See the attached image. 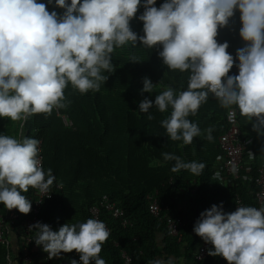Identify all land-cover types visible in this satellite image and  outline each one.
I'll list each match as a JSON object with an SVG mask.
<instances>
[{"label": "clouds", "instance_id": "obj_1", "mask_svg": "<svg viewBox=\"0 0 264 264\" xmlns=\"http://www.w3.org/2000/svg\"><path fill=\"white\" fill-rule=\"evenodd\" d=\"M237 11L238 34L245 43L234 56L229 42L218 37L221 29L234 30ZM133 19L142 22V35L132 30ZM129 44L156 50L168 70L188 73L186 89L165 85L154 101L145 96L139 102L148 120L155 119L153 107L160 113L171 109L160 125L169 139L182 142L179 147L196 137L214 140V127L202 131L190 119L210 95L230 115L238 111L264 137V0H162L159 6L157 0H0V118L19 129V135L0 134V203L5 209L29 214L32 201L25 194L30 189L50 197L52 186L63 187L52 168L45 170L41 141L25 134V123L34 115L47 118L67 109L72 103L66 95L69 86L81 95L99 92L116 70V49ZM142 60L135 54L128 59ZM234 65L238 74H230ZM155 85L144 77L141 94L153 93ZM162 156L163 162L174 161L173 173L187 170L200 176L206 167L174 152ZM237 170L233 165V174ZM214 176L221 179L219 171ZM29 230H36L35 244L47 259L75 250L82 264H107L100 253L111 233L98 218L65 222L57 230L37 221ZM193 231L212 246L210 256H221L228 264H264V204L237 205L228 212L223 201L214 203L200 212ZM147 264L178 260L169 256Z\"/></svg>", "mask_w": 264, "mask_h": 264}, {"label": "trees", "instance_id": "obj_2", "mask_svg": "<svg viewBox=\"0 0 264 264\" xmlns=\"http://www.w3.org/2000/svg\"><path fill=\"white\" fill-rule=\"evenodd\" d=\"M160 3L162 0H157V6ZM142 12L141 7L137 15ZM239 15L237 11L234 30L221 29L218 37L221 42H229L228 51L234 56L236 49L245 43L238 34L241 26ZM131 27L138 34H143V24L138 19L131 21ZM133 54L143 60L136 63L128 61ZM113 63L116 70L109 75L105 85H101L99 92L81 95L69 86L66 95L72 103L67 109L56 110L47 118L34 115L25 123L26 135L42 139L45 170L52 168L57 182H63L62 188L52 186L51 197L42 200L35 222L48 223L53 230L65 222H83L91 217L89 207L106 194L117 202L129 220L128 225L122 226L110 214L102 213L111 233L100 253L107 264H125L123 252L131 258L130 264H147L154 258L169 256L177 258L178 264H220L224 258L210 256L208 251L203 259L195 258L200 237L193 227L198 212L214 203L223 201L224 210L230 212L234 210L235 197L239 196L243 205L255 206L254 180L260 166L256 145L260 137L252 130L251 123L237 111L244 144V168L237 180L230 183L217 181L213 177L218 164L217 141L226 129L227 109L220 107L215 97L210 95L207 103L190 119L198 122L202 131L214 127V140L209 142L204 136L196 137L191 145L181 148L178 145L182 142L169 139L160 125V120L169 115L171 109L160 113L153 107L150 111L155 119L148 120L147 114L140 112L139 102L145 96L154 101L165 85L186 89L188 73L168 70L156 50L134 48L130 44L116 49ZM230 74H238V67L234 65ZM144 77L156 84L153 93L141 94ZM0 134L19 135L18 126L7 118H0ZM248 151L253 153L252 159L248 158ZM164 152H174L186 161L204 162L206 167L200 176L187 170L173 173L170 169L174 161L163 162ZM155 161H161L163 166L155 165ZM34 190L30 189L25 194L32 201V206ZM154 192H157L159 202L166 206L167 213L185 220L180 228V241L169 234L163 221L149 213L146 195ZM5 210L0 203V213L4 214ZM15 213L16 219L11 224V235L16 237L15 252L12 254L11 242L8 246L0 243V264H10L9 256L11 264H19L22 225L28 214L17 209ZM35 236L36 230H31L30 264H71L75 259L74 252L47 259V253L35 244ZM210 247L208 244L207 250Z\"/></svg>", "mask_w": 264, "mask_h": 264}, {"label": "built area", "instance_id": "obj_3", "mask_svg": "<svg viewBox=\"0 0 264 264\" xmlns=\"http://www.w3.org/2000/svg\"><path fill=\"white\" fill-rule=\"evenodd\" d=\"M226 129L218 137V148L219 154L217 157L218 164L215 168L214 174L219 171L221 183H230L234 180H237L241 177V171L244 168L243 165V142L241 141V131L237 121V112L230 115L229 110L226 112L225 116ZM41 141V157L43 161V145ZM248 151V158L252 159ZM235 165L237 167V172L233 174L232 167ZM215 179V176H213ZM255 191V207L259 208L261 204H264V166H259L257 169V176L254 180ZM34 203L31 209V212L28 214V217L24 220L22 225L23 231V240L21 241V257L19 259V264H30L31 263V231L29 230V225L34 224L36 220V215L38 212L39 205L41 204L40 200L49 198L41 194L38 190H34ZM51 197V194H50ZM146 200L148 203L149 213L157 218L160 221H163L166 225V228L169 234L172 237H175L177 241H180L182 234L180 228L185 224V220L181 216H173L165 211L166 206L159 202L157 198V192L148 193L146 195ZM237 205H243V202L239 196L235 197L234 210L237 208ZM233 210V211H234ZM16 209L11 211L5 210L4 214L0 213V243L6 244L7 246L10 243L11 236V224H13L16 219ZM102 213H108L114 219H117L122 226L129 224V220L125 216L124 210L117 204V202L111 199L108 195L102 194L96 203L89 207V214L92 218H98L102 221ZM200 212H198L199 217ZM105 222V221H104ZM106 223V222H105ZM107 225V223H106ZM108 227V226H107ZM207 245L200 237V244L198 246L195 258L197 260L203 259L207 255ZM75 255V260L78 261V264L81 263L79 260V254L73 251ZM125 264L131 263V258L126 254L122 253ZM65 264V263H64ZM220 264H228L224 259Z\"/></svg>", "mask_w": 264, "mask_h": 264}, {"label": "crops", "instance_id": "obj_4", "mask_svg": "<svg viewBox=\"0 0 264 264\" xmlns=\"http://www.w3.org/2000/svg\"><path fill=\"white\" fill-rule=\"evenodd\" d=\"M262 140L263 138L260 137L256 145V156L260 166H264V141ZM10 242L12 245L11 249L13 254L15 252L14 247H16V237L13 234L10 236ZM40 250H42L41 246H40Z\"/></svg>", "mask_w": 264, "mask_h": 264}, {"label": "rangeland", "instance_id": "obj_5", "mask_svg": "<svg viewBox=\"0 0 264 264\" xmlns=\"http://www.w3.org/2000/svg\"><path fill=\"white\" fill-rule=\"evenodd\" d=\"M77 201H79V200H77Z\"/></svg>", "mask_w": 264, "mask_h": 264}]
</instances>
